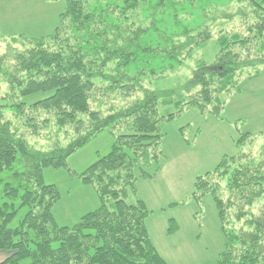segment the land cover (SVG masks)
<instances>
[{"label":"trees","instance_id":"trees-1","mask_svg":"<svg viewBox=\"0 0 264 264\" xmlns=\"http://www.w3.org/2000/svg\"><path fill=\"white\" fill-rule=\"evenodd\" d=\"M64 1L65 11L52 37L27 46L10 67L0 60L10 85V94L0 97V183L1 175L13 171L20 156L26 183L21 207L29 210L13 229L17 210L9 204L0 206V254L6 256L0 264H168L148 236L145 205L138 198L129 202L136 197L137 169L148 178L146 170L159 163L166 123L187 107H196L202 114L224 108L227 98L238 91L239 71L250 65L249 60L264 62V0H234L242 8L238 13L245 18L244 25L240 30L224 27L217 39L204 21L191 18L182 25L173 19L176 32L161 37L170 45L169 59L178 63L184 53L190 58L213 38L218 44L214 63H198L197 95L149 89L140 99L132 95L135 90H146L144 83L149 85L151 78L165 77L151 67L128 72L135 58L131 47L151 27L138 25L150 0ZM176 1L172 3L199 5L198 9L210 4L209 0ZM166 2L160 0V5ZM128 13H132L129 20ZM157 49L143 50L155 55ZM40 94L48 96L25 101ZM11 96H16L15 101ZM175 103L177 113L161 115V106ZM5 113H11L36 138L49 139V145L30 151L24 138L12 130L11 121H4ZM53 131L56 139L50 141ZM103 131L114 136V147L83 176V182L98 193L101 207L71 228L60 227L53 212L59 192L43 183L42 170L63 167ZM263 139L243 136L236 156L225 157L213 173L195 182V200L211 195L218 210L226 240L218 264H264V209L254 208L264 197ZM224 180L222 190L219 181ZM4 192L6 198L18 196L9 184Z\"/></svg>","mask_w":264,"mask_h":264},{"label":"rangeland","instance_id":"rangeland-1","mask_svg":"<svg viewBox=\"0 0 264 264\" xmlns=\"http://www.w3.org/2000/svg\"><path fill=\"white\" fill-rule=\"evenodd\" d=\"M166 1L160 5V0H150L147 9L140 13L138 25L149 24L151 27L131 47L135 58L128 66V72L134 74L140 68L151 67L157 73L163 71L165 77L151 78L149 85L144 83L143 89L146 90H135L136 94L132 95H137L139 99L149 89L169 94L180 91L185 95H197L195 77L198 63L211 65L218 52L217 41L213 38L217 39L224 27L240 30L244 25L245 18L238 13L242 8L234 0H220L219 4L209 0L210 4H204L202 9H198L199 5H176L172 3L176 0ZM65 7L64 0H0V60L4 59L3 63L10 67L15 57L27 46L39 39L52 37L60 25ZM118 13L119 9L115 14L113 12V17L116 18ZM127 15L129 20L132 13ZM191 18L204 21L208 31L212 32L213 40L192 52L190 58L184 53L183 60L176 63L174 59H169L166 51L170 45L161 41V37L166 32H176L173 19L183 25ZM121 24L126 29L129 27L124 21ZM147 47L159 49L152 55L144 52L143 49ZM162 50L165 51L163 54L158 53ZM247 63L250 65L246 64L249 66L239 71L238 91L227 98L224 108L202 114L196 107H187L181 115L163 126V154L159 163L146 170L150 177H143L140 169H137L136 197L131 196L129 202L141 200L145 205L148 236L168 264H218L225 248L226 240L214 198L207 195L197 201L193 194L198 177L213 173L225 157L238 154L237 142L243 136L249 134L256 139L264 136V62L251 64L249 60ZM0 86V97L10 94V85L2 69ZM46 96L40 94L25 101L29 103ZM14 97L10 98L14 100ZM178 111L176 103L171 107L161 106L160 109L161 115L165 116ZM4 115V121H11L12 130L24 138L30 151H41L49 145V139L36 138L34 132L15 120L11 113ZM54 134L53 131L50 141L56 139ZM114 144V136L109 131H103L72 154L63 167L49 166L42 170L43 183L54 186L59 192V200L53 209L58 226L71 228L83 216L101 207L98 193L92 185L83 182V176L112 151ZM24 173V163L19 156L13 171L1 175L0 206L9 204L17 210L16 218L11 223L13 229L20 226L29 211L28 207H21V197L26 189ZM6 184L18 190L16 198L5 197ZM226 184V180L219 181L222 190L226 189ZM254 208L264 209V197L257 201ZM1 255L4 254H0V260Z\"/></svg>","mask_w":264,"mask_h":264},{"label":"crops","instance_id":"crops-1","mask_svg":"<svg viewBox=\"0 0 264 264\" xmlns=\"http://www.w3.org/2000/svg\"><path fill=\"white\" fill-rule=\"evenodd\" d=\"M159 252V254L163 257V255H162V253L160 252V251H158ZM2 257H1V260H0V263L2 262V261H4V259L6 258V256L5 255H1ZM164 258V257H163Z\"/></svg>","mask_w":264,"mask_h":264}]
</instances>
